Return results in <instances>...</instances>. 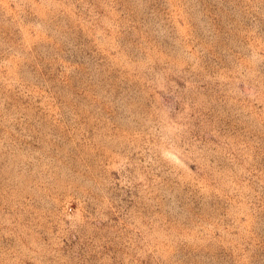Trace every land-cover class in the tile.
<instances>
[{
  "label": "rangeland",
  "instance_id": "rangeland-1",
  "mask_svg": "<svg viewBox=\"0 0 264 264\" xmlns=\"http://www.w3.org/2000/svg\"><path fill=\"white\" fill-rule=\"evenodd\" d=\"M0 264H264V0H0Z\"/></svg>",
  "mask_w": 264,
  "mask_h": 264
}]
</instances>
